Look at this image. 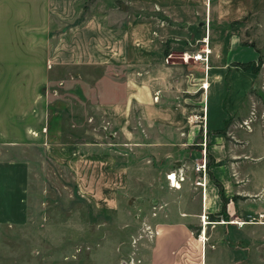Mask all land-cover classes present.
<instances>
[{
    "label": "rangeland",
    "instance_id": "obj_1",
    "mask_svg": "<svg viewBox=\"0 0 264 264\" xmlns=\"http://www.w3.org/2000/svg\"><path fill=\"white\" fill-rule=\"evenodd\" d=\"M101 2L113 4L124 16L132 15L137 23L152 20L151 28L135 29L133 66L119 62L97 68L57 67L49 77L55 86L44 81L39 94L46 97L48 90L55 101V107H50L56 127L54 145L87 143L104 150L116 166L125 169L118 207L94 208L78 192L65 155L49 157L45 145L37 143L27 128L22 141L21 127L9 123L5 125L7 194L13 220L0 236V264H95L96 258L112 259L114 252L117 264L128 263L130 244L151 239L154 226L174 223L175 214H184L185 225L193 230L188 242L194 250L183 251L184 263L199 264L198 244L204 247V264H224L219 256L223 252L213 249L225 238L223 226L207 213L203 217L200 197L205 192L209 199L217 190L222 214L223 190L211 168L245 167L257 177L264 165L257 147L248 153L242 140L256 132L264 138V0ZM16 9L13 4L7 11L14 15ZM187 55H200L206 61L187 62ZM70 77L77 87L83 82L94 91V104H86L81 119L74 118L70 113L74 109L66 105L72 94H80L66 84ZM206 82L207 93L202 89ZM102 100L114 105L98 107ZM76 114L79 117L80 112ZM31 117L24 122L40 130L42 124ZM205 132L211 140L204 157ZM251 137L250 144L256 141ZM218 144L222 148L216 153ZM204 163L206 168L200 169ZM171 172L176 180L180 178L177 189L166 178ZM255 187L253 182L251 190ZM21 216L23 222L16 223L14 219ZM203 218L207 225L200 242L197 229L202 232ZM248 239L241 264H264L259 246L264 235L252 232ZM210 254L212 261L207 258Z\"/></svg>",
    "mask_w": 264,
    "mask_h": 264
},
{
    "label": "crops",
    "instance_id": "obj_2",
    "mask_svg": "<svg viewBox=\"0 0 264 264\" xmlns=\"http://www.w3.org/2000/svg\"><path fill=\"white\" fill-rule=\"evenodd\" d=\"M13 4L17 6L15 11L18 14L15 12L13 15L7 11L8 6L12 8ZM149 10L151 11V7ZM128 15L121 14L113 4H98V0H0V236L6 231L9 221L13 220L9 218L7 194L9 142L5 125L9 123L21 127L19 136L22 141L27 128L37 143L45 145V153L49 157H54L53 154L65 155V165L74 175L78 192L89 200L94 208L103 211L117 209V193L122 192L125 187V169L116 166L115 159L104 150L92 149L87 143L58 147L54 145L52 140L56 137V127L54 130L52 123H55V119H52L50 107H55V101H51L48 90L46 97L39 94V91L45 83L55 86L54 80L49 77L57 67L97 68L119 62L130 66L135 60L134 48V53L131 52V43H136L135 29L141 26L151 28L152 20H145L141 24L137 23L132 15ZM41 29L45 31L40 34ZM202 53H205L203 49ZM128 79L134 81L135 78L128 74ZM44 81L46 82L43 83ZM66 84L73 93L80 91L77 96L72 94V99L68 100L69 103L66 101V105L74 109L70 111L74 118L81 119L86 104H94L91 99L94 97V91L87 88L89 84L83 82L77 87V81L71 77ZM94 87L103 88L97 83H94ZM108 87L109 85L106 89L112 92L113 89ZM133 87L135 91V84ZM101 88L99 90H102ZM202 89L207 93L208 82ZM133 90L128 88L127 91ZM99 103L98 107L114 105L103 100ZM77 112H80L79 117ZM31 116L42 124L40 130H35L24 122L26 117ZM44 128L42 132L41 129ZM251 135L254 136L251 140L256 139L252 144L249 139ZM210 136L204 133V157L208 152L206 144L210 142ZM242 140L248 153L253 152L252 146L257 147L264 164V138L256 132L245 134ZM200 146L202 147V142ZM220 147L222 148V144L217 145L216 153ZM212 159L214 162L218 161L216 156ZM244 168L218 165L211 168L212 177L223 190L225 211L222 214V203L218 199L217 190L211 193L209 199L205 192L202 199L200 197L203 215L207 213L213 216L212 218L217 220L216 225L223 226L225 238L222 243H216L213 249L223 252V255L219 256L224 264H241L244 261L249 233L264 235V165L257 177ZM253 182L258 187L251 190ZM183 216L184 214H175L174 223L154 226L151 239L130 244V262L123 261L122 264H185V256L182 253L189 252L190 249L193 251L194 244L188 242L193 230L185 225L183 220L187 219L183 218L187 217ZM244 219L251 220L244 222ZM14 220L16 223H22L23 217ZM197 231L198 240L204 241V226L202 232L201 228ZM138 235L139 231L135 237ZM238 242V248H234L233 244ZM259 246L261 251H264V243ZM195 250L198 251L199 264H204V247L201 245L199 248L197 244ZM102 258L103 260L96 258L95 264H117L114 261L115 252L112 259L108 256L107 259ZM207 258L212 261L214 255L210 254Z\"/></svg>",
    "mask_w": 264,
    "mask_h": 264
},
{
    "label": "bare ground",
    "instance_id": "obj_3",
    "mask_svg": "<svg viewBox=\"0 0 264 264\" xmlns=\"http://www.w3.org/2000/svg\"><path fill=\"white\" fill-rule=\"evenodd\" d=\"M188 59H193V60H195V61H206V59L205 58H203L202 56H196V57H186L185 58V60L188 62ZM202 59V60H201ZM205 84V83H204ZM204 88H205V85H204ZM167 180L171 183V185L173 186V187H175V188H178L179 187V185H178V183H176V181H175V176L173 175V174H171V176H169L168 178H167ZM203 217H204V215H203ZM202 225L203 226H205V225H207V222L205 221V219L203 218L202 219Z\"/></svg>",
    "mask_w": 264,
    "mask_h": 264
},
{
    "label": "built area",
    "instance_id": "obj_4",
    "mask_svg": "<svg viewBox=\"0 0 264 264\" xmlns=\"http://www.w3.org/2000/svg\"><path fill=\"white\" fill-rule=\"evenodd\" d=\"M204 168V165L202 164L201 166H200V169H203ZM197 169H199V168H197ZM173 175L175 176V174L173 173ZM169 176H171V174H169V175H166V178H168ZM179 180H180V178H178ZM176 180V176H175V180H176V182L177 181H179V180ZM198 186H200V187H203V185H200V183H196Z\"/></svg>",
    "mask_w": 264,
    "mask_h": 264
}]
</instances>
